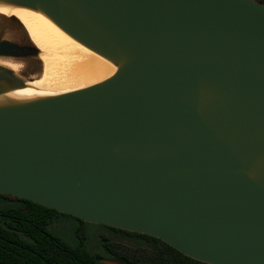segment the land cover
I'll return each mask as SVG.
<instances>
[{
    "label": "water",
    "instance_id": "1",
    "mask_svg": "<svg viewBox=\"0 0 264 264\" xmlns=\"http://www.w3.org/2000/svg\"><path fill=\"white\" fill-rule=\"evenodd\" d=\"M5 1L117 70L52 97L0 92V194L206 264H264V3ZM35 55L0 36V57Z\"/></svg>",
    "mask_w": 264,
    "mask_h": 264
},
{
    "label": "bare ground",
    "instance_id": "2",
    "mask_svg": "<svg viewBox=\"0 0 264 264\" xmlns=\"http://www.w3.org/2000/svg\"><path fill=\"white\" fill-rule=\"evenodd\" d=\"M0 15L15 19L18 24V28H12L0 21V28L5 27L4 37L18 39L25 35L36 49L34 58L42 63L43 70L40 79L29 80L18 74V64L0 57V65L16 77L0 85L3 94L19 100L52 97L62 90L100 82L117 70L114 63L74 40L50 17L36 10L0 0Z\"/></svg>",
    "mask_w": 264,
    "mask_h": 264
},
{
    "label": "trees",
    "instance_id": "3",
    "mask_svg": "<svg viewBox=\"0 0 264 264\" xmlns=\"http://www.w3.org/2000/svg\"><path fill=\"white\" fill-rule=\"evenodd\" d=\"M258 1L264 3V0ZM3 197H11L17 203H5L4 206H0V264H105L101 260L106 259V257L99 253H91L86 247L84 237H81L79 233V242L69 244L49 231L47 225L51 220L59 214H68L29 200L0 194V198ZM75 219L83 223L80 219ZM111 228L126 234L147 238L160 246L149 261H142L134 257L124 256L106 243V250L110 256L107 260L115 261L117 264L200 263L183 255L158 238ZM79 230L77 231L79 232Z\"/></svg>",
    "mask_w": 264,
    "mask_h": 264
},
{
    "label": "rangeland",
    "instance_id": "4",
    "mask_svg": "<svg viewBox=\"0 0 264 264\" xmlns=\"http://www.w3.org/2000/svg\"><path fill=\"white\" fill-rule=\"evenodd\" d=\"M0 21L7 23L12 28H18V24L15 19H11L10 17L0 15ZM4 29L5 27L0 28V36H2L3 31H5ZM18 39L30 44L25 35H22L21 37L19 36ZM9 60L18 64L17 72L19 75L21 74V76H25L29 80L34 79L37 81L40 79L41 73L43 71L42 63H39V61L35 58H24L16 61L15 59ZM74 90L77 89H68V91L62 90L56 93L64 94ZM5 203L14 204L17 202L11 197L0 198V206H4ZM47 227L51 233L60 237L69 244L78 243V235L80 234L81 237H84L86 247L91 253H99L100 255L106 257V259H109L110 257L106 250V243H108L112 249L122 253L124 256L134 257L142 261H149L154 255L155 250L160 248L158 244H155L147 238L126 234L124 232L112 229L110 226L84 221L81 223L68 215H57L53 220L50 221ZM78 229H80L79 232L77 231ZM197 264L206 263L200 262Z\"/></svg>",
    "mask_w": 264,
    "mask_h": 264
},
{
    "label": "flooded vegetation",
    "instance_id": "5",
    "mask_svg": "<svg viewBox=\"0 0 264 264\" xmlns=\"http://www.w3.org/2000/svg\"><path fill=\"white\" fill-rule=\"evenodd\" d=\"M73 218V217H72ZM75 219V218H74ZM77 220V219H76ZM78 221V220H77ZM78 222H80V221H78ZM48 226V225H47ZM48 228V227H47Z\"/></svg>",
    "mask_w": 264,
    "mask_h": 264
}]
</instances>
